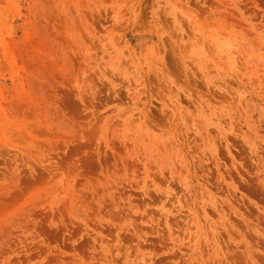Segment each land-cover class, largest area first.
Wrapping results in <instances>:
<instances>
[{
	"label": "rangeland",
	"instance_id": "374dc122",
	"mask_svg": "<svg viewBox=\"0 0 264 264\" xmlns=\"http://www.w3.org/2000/svg\"><path fill=\"white\" fill-rule=\"evenodd\" d=\"M0 264H264V0H0Z\"/></svg>",
	"mask_w": 264,
	"mask_h": 264
}]
</instances>
